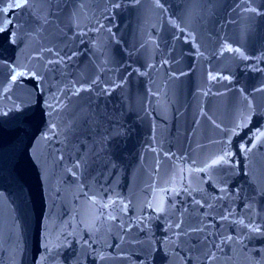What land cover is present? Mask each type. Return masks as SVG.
Wrapping results in <instances>:
<instances>
[{"label":"water","instance_id":"water-1","mask_svg":"<svg viewBox=\"0 0 264 264\" xmlns=\"http://www.w3.org/2000/svg\"><path fill=\"white\" fill-rule=\"evenodd\" d=\"M160 5L8 13L0 264H264V0ZM9 65L41 79L5 93ZM225 152L230 163L200 171Z\"/></svg>","mask_w":264,"mask_h":264},{"label":"snow or ice","instance_id":"snow-or-ice-1","mask_svg":"<svg viewBox=\"0 0 264 264\" xmlns=\"http://www.w3.org/2000/svg\"><path fill=\"white\" fill-rule=\"evenodd\" d=\"M34 0H7V6L0 8V16H3L4 19L2 21H0V33H5L7 32L9 34V42L15 44L16 41V36H17V31H16V25L13 22V18L12 16H9L8 13H12L14 15L15 10L16 9H22L25 8L26 6H28L30 3H33ZM42 2H46V0H42ZM0 3H4V0H0ZM156 3L158 5H160V0H156ZM162 7V5H160ZM252 11H255V9H252ZM45 22H47V18L45 17ZM229 50L231 51L232 49L229 48ZM237 52H239V49H236ZM74 55V54H73ZM71 57H69L70 59ZM63 59V57H61V60ZM48 63H52V61H49ZM2 66V65H0ZM9 81H10V86L9 88H5L4 92H8L11 90V85H16L18 83H21L24 79H31V80H36L39 81L41 79V77L38 75L37 72L35 71H30V70H19V65H9ZM211 79H215V77H210ZM37 89H39V84L36 85ZM75 94V93H74ZM11 98V97H9ZM57 99V104L55 105H49V107L55 109L60 101L58 98ZM18 110L20 109V106L17 105L15 106ZM4 115H7V113H4ZM261 136H264V133L260 134ZM47 138V137H45ZM230 156V153L225 152L222 155H219L218 157H216L215 159H212L210 161V163L206 164L204 169H201L200 171H209L212 168H215L219 165L222 164H228L230 163L228 157ZM78 166V165H77ZM221 191H223V189H221ZM196 203H200V201H196ZM103 207H109V205H103ZM151 207V205H150ZM157 212H164L165 208L163 205V201H161L160 205L155 209ZM109 220L115 219L114 216L109 215L108 217ZM222 220H226L228 219L227 216H222L221 217ZM182 223V222H181ZM181 223H177L175 225V227L177 229H179L181 227ZM240 224H243V221H239ZM94 226V224H93ZM203 228L202 227H194L190 229L191 233H199V232H203ZM250 230L252 232H260L261 228L259 226H252L250 228ZM187 234V233H185ZM205 239H207V237H205ZM228 239H231V237H228ZM215 247H219V245H215ZM207 258L209 261H212L215 259V254L211 253V254H207Z\"/></svg>","mask_w":264,"mask_h":264}]
</instances>
